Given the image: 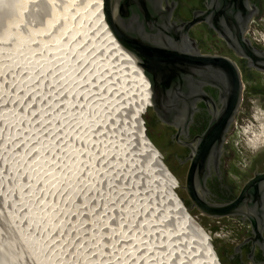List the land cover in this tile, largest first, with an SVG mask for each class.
<instances>
[{"label": "rangeland", "instance_id": "obj_1", "mask_svg": "<svg viewBox=\"0 0 264 264\" xmlns=\"http://www.w3.org/2000/svg\"><path fill=\"white\" fill-rule=\"evenodd\" d=\"M21 1L0 0V264H214L202 226L187 223L170 202L160 163L139 130L138 86L129 67L109 54L101 31L82 30L68 40L77 46L75 60L64 65L73 71L72 85L57 64L49 62L42 74L51 54L44 32L74 21L84 29L96 1ZM53 7L59 11L51 16ZM70 8L73 19L65 18ZM13 43L21 50L33 43L36 65L23 68L28 52L12 53ZM250 127L262 134V125L248 119L239 134L245 146L254 141ZM37 135L50 141L35 142ZM68 144L77 147L70 156L63 152ZM41 161L42 175L58 171L52 190L43 186L47 179L28 181L42 171Z\"/></svg>", "mask_w": 264, "mask_h": 264}, {"label": "water", "instance_id": "obj_2", "mask_svg": "<svg viewBox=\"0 0 264 264\" xmlns=\"http://www.w3.org/2000/svg\"><path fill=\"white\" fill-rule=\"evenodd\" d=\"M105 22L149 85L139 130L219 264H264V150L239 128L264 108V0H103Z\"/></svg>", "mask_w": 264, "mask_h": 264}, {"label": "bare ground", "instance_id": "obj_3", "mask_svg": "<svg viewBox=\"0 0 264 264\" xmlns=\"http://www.w3.org/2000/svg\"><path fill=\"white\" fill-rule=\"evenodd\" d=\"M21 1V0H20ZM25 1H28V0H23V1H21V2H25ZM45 1V0H44ZM48 1V0H47ZM63 1H66V0H63ZM67 1H70V0H67ZM72 1V0H71ZM96 1V7H95V10H94V16L93 17H95V18H93L94 20H92V21H89V22H86V26H85V28L83 29V26H80V24L78 25V27L76 26L75 27V24H73V23H71V25H66L65 23L60 27V28H57V29H55V27H54V29H52V31L51 32H44V33H46V38H45V40L43 41V44L45 43L47 46H45V48L46 47H48V49H49V52L51 53L50 54V58L49 59H51L50 61H49V59L47 60V58H45V59H43V64H42V67L41 68H45L44 70H43V73L42 74H46L47 73V70L49 69V67L50 66H46V65H49V62H50V64L52 63V65H53V63L54 64H57V66L56 67H58L59 68V75H60V78H64V80H63V82L64 83H67L68 84V86H70V85H72V82H73V71L71 72V73H69L70 71H71V69H70V71L68 70L69 68V65L75 60V58H76V50H74V47L76 46V44L74 45V47H73V44H68L69 45V49H68V45H67V43H68V40H72L71 38H73L74 37V35L76 34V33H80V31H82V30H84V31H86L88 34H89V32H90V29H92V28H94V27H96V28H98L100 31H101V34L103 35V39H105L106 40V43L108 44V46L110 47V50H109V54L111 55L112 53H114L115 55L114 56H117L118 57V59L120 60V61H122L123 63H125L128 67H129V69H130V71H131V74L133 75V78H134V81L136 82V85L138 86V88L137 89H139V91L138 92H140V95L138 94V96H142V98H141V100H143V106H144V100H147V98H148V93H149V85H148V83H147V81H146V79L144 78V76H143V74L141 73V71H140V69L138 68V66H137V64H136V62L123 50V48L117 43V41L115 40V38L113 37V35L111 34V32H110V30H109V28H108V26H107V24H106V22H105V17H104V14H103V6H104V3H103V0H95ZM51 2V1H50ZM49 1L47 2L48 3V5H51L52 3H50ZM23 3H21L20 4V6L23 4ZM50 3V4H49ZM64 3H66V2H64ZM71 3V2H70ZM46 5V4H45ZM53 6H54V4H52ZM63 6L61 7L62 8V11H63V9H65V5L64 4H62ZM71 6V5H70ZM76 6V5H75ZM51 7V6H50ZM57 8V7H56ZM68 9V8H67ZM71 9V8H70ZM67 10V11H64L65 12V18H68V16L70 15L71 16V13H73L74 15H75V12H76V10L75 9H71V10ZM48 10H49V8H48ZM53 10V12L51 13V16H54V15H56V14H58V9H57V11L54 9V7L50 10V11H52ZM55 10V11H54ZM75 10V11H74ZM61 11V9H60V12H62ZM72 14V15H73ZM2 15V14H1ZM61 17V16H60ZM75 17V16H74ZM74 17H72L71 16V18L73 19ZM49 18L50 17H47V22H46V25L48 24V21H49ZM65 18L63 19L64 21H62V22H66V20H65ZM69 19H70V17H69ZM69 19H67V21L69 22ZM72 19H70V20H72ZM46 20V19H45ZM52 20V19H51ZM46 25H44V26H46ZM66 26V27H65ZM80 26V27H79ZM62 28V29H61ZM32 29V28H31ZM34 29V28H33ZM41 29V28H40ZM48 29V28H47ZM95 29V28H94ZM37 29H35V31H36ZM43 30V29H42ZM41 30V31H42ZM89 30V31H88ZM32 31V30H31ZM34 31V30H33ZM32 31V32H33ZM34 31V32H35ZM44 31V30H43ZM46 31V30H45ZM31 32V33H32ZM33 32V33H34ZM40 32V31H39ZM38 31L37 32H35V33H39ZM34 33V34H35ZM48 33V34H47ZM84 33V32H83ZM86 33V34H87ZM33 34V35H34ZM42 34V33H41ZM16 35V34H15ZM30 36H32V34L30 35ZM37 37V43H39L38 44V47H40V45H43V44H41L42 43V41H40V39H41V36H39V35H35V38ZM28 42V41H27ZM30 44V43H29ZM29 44L27 43L25 46H23L22 47V50H25L26 52H28L27 53V55L29 56H27L26 57V59H24V60H20L21 62L20 63H22V67L23 68H25V69H27V68H30L31 66H34V64L36 65V63L35 62H38V61H36V60H38L39 59V56H38V59L36 58V60L34 59L35 58V55H37L33 50H31L30 48H32L33 47V43H32V47H31V45H30V47H29V49L26 47V46H29ZM67 45V48H65L66 50V53L63 51L64 50V47ZM13 46V47H12ZM79 46V45H78ZM11 49H10V51H12V53H16V52H18V53H21L20 51H22L20 48L21 47H19V46H17V44L16 43H13V45H11ZM71 47H73V48H71ZM77 47V46H76ZM36 49H37V47H35ZM44 48V47H43ZM38 50V49H37ZM47 49H45V51H46ZM36 51V50H35ZM48 51V50H47ZM113 51V52H112ZM39 52V51H38ZM9 53V52H8ZM11 53V52H10ZM14 53V54H15ZM61 53H63V54H61ZM21 55H23V54H21ZM45 55V54H44ZM41 56V55H40ZM16 58V57H15ZM41 58V57H40ZM79 59H80V57H78ZM77 58V59H78ZM48 61V62H47ZM52 61V62H51ZM40 62V61H39ZM48 63V64H47ZM76 63V62H75ZM67 65L66 67L64 66V65ZM89 65V64H88ZM19 66V65H18ZM21 66V65H20ZM54 66V65H53ZM72 66V65H71ZM93 67V66H92ZM46 68H48V69H46ZM68 68V69H67ZM78 70V69H77ZM57 71V70H56ZM89 72V71H88ZM75 73V72H74ZM44 77V76H43ZM44 78H47V80H50L49 79V77H47L46 75H45V77ZM50 83V82H49ZM140 103V102H139ZM136 106H137V104H136ZM138 107V106H137ZM139 108V107H138ZM69 111V110H68ZM138 112V111H137ZM68 113V112H67ZM66 113V114H67ZM70 113V112H69ZM73 113V112H72ZM17 122V121H16ZM19 122V121H18ZM15 124V123H14ZM64 124V123H63ZM66 124V123H65ZM68 126V125H67ZM67 126H65V128H67ZM70 127L71 126H69L68 128H69V131L70 132H72L73 130V128L72 129H70ZM139 131V130H138ZM44 133V132H43ZM44 134H46V133H44ZM38 136V135H37ZM43 136V135H42ZM42 136H38L37 138H35L37 141H35V142H39V143H44V142H47V140L48 141H50L49 140V138L50 137H47L46 139L44 138H42ZM45 137V136H44ZM141 138H143V137H141ZM146 138V137H145ZM34 139V138H33ZM145 140V139H144ZM146 141V140H145ZM255 141V140H254ZM54 142V141H53ZM52 141L50 142V143H53ZM262 142V141H261ZM49 143V142H48ZM74 143V142H73ZM146 145H148L149 147H150V151L153 153L152 155H154V158L158 161V163H160V168H162V171H163V174H164V176H166V174H168V170H167V168L163 165V161L161 160V159H159V157H158V155L156 154V152H154V148H153V146H152V144L149 142V143H146ZM76 148L77 147H75V144H68V145H65V147L63 148L64 150H63V152L64 153H66L67 154V156H70V154H72L75 150H76ZM146 148H147V146H146ZM149 151V152H150ZM54 152V151H53ZM150 152V153H151ZM23 154V153H22ZM22 154H21V156H22ZM61 154V153H60ZM59 154V155H60ZM61 156V155H60ZM17 157V156H16ZM23 157V156H22ZM18 158H20V156L18 155ZM52 158V157H51ZM54 158V157H53ZM62 158V157H61ZM78 160H76V162L74 163V166H79L78 164H80V161H81V157L80 158H77ZM57 159H55V161H56ZM54 161V162H55ZM60 161V160H59ZM59 161H56L54 164H58L57 162H59ZM82 162V161H81ZM32 164V163H31ZM39 164V165H38ZM61 165V164H60ZM63 165V164H62ZM39 169H41L42 171H39V174H35V177L34 178H32V179H29L28 181H30L31 180V182H32V184H33V186H35L37 183L38 184H41L42 183V181L43 180H45V179H47V183H44L43 184V186L45 187V185H47L48 184V186L50 187L49 189L50 190H52L53 188H55L57 185H56V182L55 181H53L54 180V178L55 177H57L58 176V171H56L57 169H55V168H53L52 170H49V172L48 171H46L47 173L45 174H43L42 175V173H43V167L44 168H47L46 166H47V164L46 163H43L42 161L41 162H39V163H37V165H36ZM57 166V165H56ZM70 166H71V164H70ZM61 167H63V166H61ZM36 168V167H35ZM37 168V169H38ZM67 168V167H66ZM70 168V167H69ZM31 170V169H30ZM38 173V172H37ZM30 182V183H31ZM42 185V184H41ZM171 189V188H170ZM171 191H172V194H171V192L169 193V194H171L170 196H169V198H170V202L172 203V205L176 208V210H178V212L179 213H181L182 215H183V218H184V220H186V222L187 223H195V219H193V217L185 210V208L183 207V205L181 204V202H180V200L177 198V196L175 195V193L173 192V190L171 189ZM21 192V191H20ZM166 198V197H165ZM34 199V198H33ZM9 210V209H8ZM197 223V222H196ZM191 225V224H190ZM192 226H194V224L192 225ZM195 227V226H194ZM199 230V229H198ZM41 239V238H40ZM40 240L39 239H36V242H39ZM205 241V240H204ZM205 244V243H204ZM29 247V246H28ZM205 247H206V251H207V253L206 254H208L209 255V257H210V259L214 262V264H219V262H218V260H217V258H216V256L213 254V252L208 248V246H207V244L205 245ZM34 250V249H33ZM32 250V251H33ZM31 251V252H32ZM29 252H30V250H29ZM31 252H30V254H31ZM35 254V253H34ZM31 256H34L33 254H31ZM50 257V256H49ZM49 257H47V258H49ZM206 258V257H205ZM212 262V263H213Z\"/></svg>", "mask_w": 264, "mask_h": 264}, {"label": "flooded vegetation", "instance_id": "obj_4", "mask_svg": "<svg viewBox=\"0 0 264 264\" xmlns=\"http://www.w3.org/2000/svg\"><path fill=\"white\" fill-rule=\"evenodd\" d=\"M250 34H251L252 39L255 42H257L261 45H264V32L262 30H260L257 27H252V28H250ZM248 119H252L255 123H260L262 125V127H261V133L262 134H261L260 138H258L257 136H255V133H253L251 131L252 127H250V130L247 133L254 134L253 137L255 136L254 137L255 141L250 139V141L252 143L247 144L246 146L240 141L241 146L247 152L254 153V152L262 151V150H264V108L258 107V108H254L250 111V113L247 115V117L244 119V121L240 125L239 134H240L241 130L243 131V129H244L243 126L246 124V121ZM239 137H240V135H239ZM171 175L172 174L170 173V176Z\"/></svg>", "mask_w": 264, "mask_h": 264}]
</instances>
